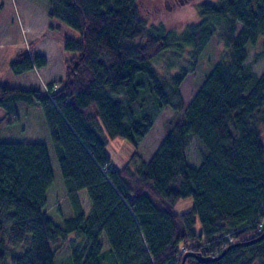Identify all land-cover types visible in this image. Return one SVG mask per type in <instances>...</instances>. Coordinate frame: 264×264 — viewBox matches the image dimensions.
<instances>
[{
	"label": "trees",
	"instance_id": "16d2710c",
	"mask_svg": "<svg viewBox=\"0 0 264 264\" xmlns=\"http://www.w3.org/2000/svg\"><path fill=\"white\" fill-rule=\"evenodd\" d=\"M46 1L48 18L78 33L62 40L76 55L42 90L0 85V127L21 102L42 136L0 142V264H264V70L253 71L246 49L264 37V0L202 1L180 35L147 27L138 0ZM213 37L227 52L184 105L179 87ZM169 50L161 72L155 61ZM262 58L264 47L253 61ZM46 64L24 49L8 67L22 75ZM164 107L173 115L150 159L134 166V152L113 167L108 140L137 149ZM191 137L202 146L198 167L187 158ZM51 186L61 224L44 212Z\"/></svg>",
	"mask_w": 264,
	"mask_h": 264
},
{
	"label": "rangeland",
	"instance_id": "374dc122",
	"mask_svg": "<svg viewBox=\"0 0 264 264\" xmlns=\"http://www.w3.org/2000/svg\"><path fill=\"white\" fill-rule=\"evenodd\" d=\"M215 2L217 0H138V9L141 18L147 27L162 26L165 32L180 35L186 28L196 24L199 20L198 3ZM46 0H0V85L20 87L23 89L42 90V82L46 74L57 83L64 73V61L76 55L65 51L62 47L64 36L78 39V33L58 22L50 19L46 12ZM51 20V22H48ZM240 25L236 24V32ZM264 47V37H260L253 46H246L247 62L252 63L253 71L260 75L264 70V58L253 61L254 53ZM32 51L46 57L47 66L33 69L24 75L13 74L8 62L14 55L22 50ZM172 50V49H170ZM162 53L155 61L156 69L165 72L169 63L171 51ZM227 50L217 37H213L199 55L194 69L189 73L179 87L180 96L187 105L195 95L203 78L215 64L222 61ZM188 60L187 54L173 60V64H184ZM174 70L169 73L172 74ZM46 84L44 85V87ZM173 115L169 107H164L157 115L152 128L142 142L135 149L123 138L109 139L105 153L115 168H121L132 162V155L136 152L137 158L132 165L139 161L147 162L162 141L163 124ZM0 116H4L2 111ZM4 124V125H3ZM0 127V142H29L42 140L38 126L35 109L32 105L17 103L16 116L6 117ZM202 148L197 139L191 137L187 147L188 162L193 167L200 164L199 150ZM131 165V164H130ZM78 197L84 211H89V200L85 191H80ZM55 190L51 186L46 191V204L44 212L55 224H61L62 219L55 211ZM192 197H185L175 205L178 213L186 212L192 208ZM194 231L200 233L199 221L196 220ZM102 243L106 244L102 236ZM103 244L104 248L106 245ZM66 248L56 254L59 263L66 260Z\"/></svg>",
	"mask_w": 264,
	"mask_h": 264
},
{
	"label": "crops",
	"instance_id": "0c3cea01",
	"mask_svg": "<svg viewBox=\"0 0 264 264\" xmlns=\"http://www.w3.org/2000/svg\"><path fill=\"white\" fill-rule=\"evenodd\" d=\"M48 22H51V20H48ZM46 66H47V64H46ZM25 74V73H24ZM24 74H22V75H24ZM64 74V73H63ZM63 77V76H62ZM61 77V78H62ZM53 81V79L50 77V76H48L47 74H46V78L43 80V82H42V89L44 88V85L45 84H47V83H49V82H52ZM4 125V124H3Z\"/></svg>",
	"mask_w": 264,
	"mask_h": 264
},
{
	"label": "water",
	"instance_id": "95a60500",
	"mask_svg": "<svg viewBox=\"0 0 264 264\" xmlns=\"http://www.w3.org/2000/svg\"><path fill=\"white\" fill-rule=\"evenodd\" d=\"M262 237H264V225H263V231L262 233L260 234V236L257 237V239H261ZM219 257V256H218ZM218 257H214L213 260L217 259ZM202 262H206L208 261L209 259L208 258H203V259H200Z\"/></svg>",
	"mask_w": 264,
	"mask_h": 264
}]
</instances>
